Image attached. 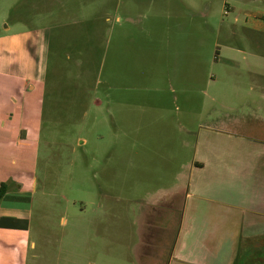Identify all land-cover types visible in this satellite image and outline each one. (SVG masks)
Returning a JSON list of instances; mask_svg holds the SVG:
<instances>
[{
  "label": "rangeland",
  "instance_id": "1",
  "mask_svg": "<svg viewBox=\"0 0 264 264\" xmlns=\"http://www.w3.org/2000/svg\"><path fill=\"white\" fill-rule=\"evenodd\" d=\"M42 2L0 0V37L49 26ZM59 2L65 22L51 19L42 77L22 87L0 73V112L34 140L28 153H15L14 168L5 153L12 163L0 173L5 183H14L12 171L20 179V189H11L19 201L9 207L31 204V256L42 264H92L96 247L111 242L117 264H129L125 247H136L145 217H155L143 213V200L161 189L178 191L185 230L228 225L205 238L220 246V264L264 239V136L246 126L264 119V0ZM189 2L192 18L184 14ZM6 42L0 39V69L5 54L13 56ZM35 53L30 39L24 61ZM150 99H164L157 118L171 114L172 129L171 117L143 119ZM217 126L248 131L261 143L206 129ZM196 141L206 168L191 171ZM222 209L230 211L226 219ZM180 226L176 217L175 235ZM199 234L190 228L185 235Z\"/></svg>",
  "mask_w": 264,
  "mask_h": 264
},
{
  "label": "crops",
  "instance_id": "2",
  "mask_svg": "<svg viewBox=\"0 0 264 264\" xmlns=\"http://www.w3.org/2000/svg\"><path fill=\"white\" fill-rule=\"evenodd\" d=\"M59 1L60 0H47L46 3L42 2L44 3L42 11L48 10L47 18L49 19V26L21 28L14 34L0 37L1 40L7 41L5 51L9 53L11 50V55H13L11 56V59H9V55L5 54L3 62L1 63L2 69H0V73L4 77H7L12 83L22 87L28 86L30 83H36L46 71L53 31L52 26L50 25L51 19L53 18V21H59V24L65 22L64 3ZM56 3L57 7L54 9L53 6H55ZM189 3L190 5L187 3H184L183 5L184 14L192 18L194 10L191 8V2ZM35 4L36 3H30V6L28 7H36L37 4ZM39 5L40 4L37 5V8H39ZM230 8L233 9L234 7L230 5L226 9ZM181 14L179 11L173 13L174 17L177 19L181 18ZM43 17L44 16H42V18ZM30 39L35 40L36 53L34 54V58L30 57L25 62L23 59V53L27 49V41ZM150 100L152 101L151 106H149L148 109L145 108L142 115L143 119H159L161 121V115L165 118L171 117V120L166 121L170 122L168 123V126L170 125L172 129L174 120L171 114L165 112V114L162 113L160 117L157 118V108L159 105L162 107V104L166 103L164 99ZM125 103L128 104V102ZM127 117L130 119V114ZM249 121H252L253 123H247V127L252 128L264 125V119L261 115H258L255 120ZM165 123L166 122H164V125ZM206 129L209 132H215L231 138H240L238 139L240 140V144L245 142L251 143V141H253L252 143L257 142V144L261 143L258 140L247 138L248 131H237L227 126L209 127ZM32 145H34V140L30 138V134H24V130H21L19 123L9 120V118L7 119L5 114L0 112V173L5 168L10 169L12 163V161L9 163L5 160V153H12L11 156L14 168L18 165L20 160L15 156V153L18 151H21V154L28 153ZM195 145L196 156L191 160L189 165L191 171L194 169L198 170L206 168V162L199 160L197 154L198 141L195 142ZM25 157L26 156L23 155L21 157L22 160ZM218 161L220 167H224L226 160L222 157V163L220 162V159ZM9 177H11L10 179H12L14 182L13 184H15L14 190H19V185L21 184L20 179H16L13 175V171L12 175H9ZM1 183H5V180H2V178H0V184ZM6 184L8 186L7 193L0 200V264H29L30 261H32V264H42L39 257L31 256L33 255V252L31 251L35 250L37 247L36 242L31 238V204L28 202V205H30L29 208L23 209L19 206H17V208L9 207L12 205L11 203L9 204V202L13 203L14 201L18 202L19 200H14V198L11 197L13 184H10L9 182ZM177 196L180 195L176 190L170 191L167 189H161L155 197L150 196V199L147 197L146 200H143L145 204L142 208V210H145L143 213L147 215V213L152 212V216L155 217L150 220L145 217L144 225H142L139 230L142 235L140 243L136 247L132 245L125 247L126 251L124 254L128 256V249L130 248L129 252L132 255L127 258L129 264H220V257H217L220 252V246L216 247L215 240L212 247L211 243L205 238H207L208 231L211 229H216L215 232H221L227 230L228 225L222 222L219 223L217 227H212L208 224L193 225L191 223L189 228L185 230L184 227L182 228L181 223L183 220L181 216V208L176 206ZM25 201L30 200L25 198ZM220 203L223 204L224 202ZM153 206L156 210H151L150 207ZM218 212L222 213L221 216L218 215L222 219H226L230 215L229 210L222 209ZM176 217L178 225L181 224V226L175 235L176 231L174 230L173 223H175ZM157 218L159 219L158 221H156ZM190 228H192V231L200 232L201 234L195 239H192V237L189 238V236H186L185 234ZM142 232H147L146 236L143 235ZM203 243H205V245ZM114 247L115 246L112 245L111 242L106 245L100 243L99 246L96 247L97 257L94 258L92 264H117V259L115 257L118 252ZM135 248H137L136 252H134ZM105 252L108 253V255H104ZM112 252H114L115 256H112ZM165 252H168L166 254L168 255L167 258H165ZM214 255L217 257L216 260L213 259ZM120 258L127 263L124 259L125 257ZM230 259L231 264L239 263L238 248L237 254L234 253L233 255V253H231Z\"/></svg>",
  "mask_w": 264,
  "mask_h": 264
},
{
  "label": "trees",
  "instance_id": "3",
  "mask_svg": "<svg viewBox=\"0 0 264 264\" xmlns=\"http://www.w3.org/2000/svg\"><path fill=\"white\" fill-rule=\"evenodd\" d=\"M250 130H253V133L250 134H253L252 136L254 137L261 138L264 136V125L252 127ZM7 189L6 183L0 184V200L7 193ZM242 256L243 258H241ZM238 264H264V239L256 240L254 243L248 245L243 254L240 252Z\"/></svg>",
  "mask_w": 264,
  "mask_h": 264
}]
</instances>
